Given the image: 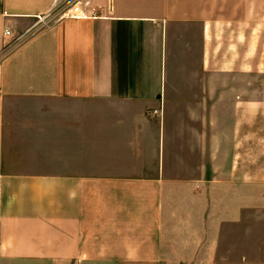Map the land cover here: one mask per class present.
<instances>
[{"label":"crops","instance_id":"obj_1","mask_svg":"<svg viewBox=\"0 0 264 264\" xmlns=\"http://www.w3.org/2000/svg\"><path fill=\"white\" fill-rule=\"evenodd\" d=\"M72 1L0 0V264H264V0Z\"/></svg>","mask_w":264,"mask_h":264},{"label":"built area","instance_id":"obj_2","mask_svg":"<svg viewBox=\"0 0 264 264\" xmlns=\"http://www.w3.org/2000/svg\"><path fill=\"white\" fill-rule=\"evenodd\" d=\"M98 10L94 8L88 0H73L69 8L64 11L61 18L66 17L70 19H90L95 18ZM38 26H45V17H37ZM5 35H9V32H5Z\"/></svg>","mask_w":264,"mask_h":264},{"label":"rangeland","instance_id":"obj_3","mask_svg":"<svg viewBox=\"0 0 264 264\" xmlns=\"http://www.w3.org/2000/svg\"><path fill=\"white\" fill-rule=\"evenodd\" d=\"M1 264H4V262H2ZM41 264H56V263L50 262V263H41ZM92 264H114V263H110V262L102 263V262L96 261L95 263H92Z\"/></svg>","mask_w":264,"mask_h":264}]
</instances>
